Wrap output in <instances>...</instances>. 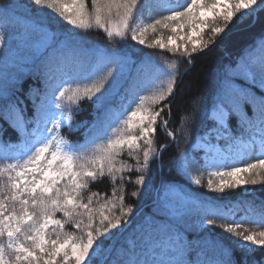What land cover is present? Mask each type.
Returning <instances> with one entry per match:
<instances>
[{
  "label": "snow or ice",
  "instance_id": "snow-or-ice-1",
  "mask_svg": "<svg viewBox=\"0 0 264 264\" xmlns=\"http://www.w3.org/2000/svg\"><path fill=\"white\" fill-rule=\"evenodd\" d=\"M29 2L49 10L74 30L100 29L109 42L125 41L130 36L135 44L179 53L189 64L195 54L211 50L238 23L264 8V0H183L176 7L162 4L166 14L140 23L138 13L143 0H90V4L89 0ZM14 7L11 0L0 5V120L18 137L15 144L3 142L0 130V143L4 146L0 152V264H191L181 258L186 245L180 243L176 226L170 222L156 225L147 222L148 239L151 240L153 232L165 237L150 245V261L140 258L135 239H129L130 246L126 249L114 250L111 244H106L113 230L120 232L122 226L133 222L139 201L152 188L151 164L159 156L153 147L155 134L158 124L164 127L168 124L163 113L167 108L170 115L171 105L165 101L176 90L175 63L168 65L170 78L165 91L154 92L150 104H145V96L134 93V98L139 97L138 102L132 101L135 107L125 109L111 123L104 122L103 130L90 141L94 144L91 152H81L58 137L62 122L70 121L71 114L80 111L79 103L84 99L98 112L103 110L106 115L111 111L115 97L124 87L120 65L106 72L79 64L68 68L80 50L74 43L75 36L70 34L56 45V32L42 21L10 15ZM13 23H23L22 39L27 40L33 34L41 37L27 61L30 68L23 67L13 54L4 55L7 47L4 33ZM160 30L173 35L166 41L161 36L147 42L150 33ZM190 33L196 34L195 39ZM255 45L249 46L251 51L245 50L235 67L226 69L210 107L203 110L206 123L200 139L204 141L205 163L196 169L200 176L192 177V182L210 192L264 186V35L257 38ZM256 51L259 55L253 54ZM103 59L111 63V58ZM10 68L16 70L11 80ZM54 68L59 77L53 85L49 81ZM26 76L43 79L46 89L41 92L30 85L25 93ZM167 135L174 137L172 132ZM97 140L100 142L96 143ZM125 151L136 161L135 171L140 175L135 180L124 176L133 169L127 161L118 159ZM254 151L257 158L246 162ZM105 176L113 185L111 194L91 192L90 184ZM128 183L137 186L130 194L137 198L135 204H126ZM172 215H194L201 229L215 226L237 238L232 241L234 249L222 241H211L219 255L200 264H249L247 256L254 251L253 246L264 247V205L253 221L256 230L252 231L243 223L247 216L237 220L230 207L211 198L182 195L181 211L174 209ZM69 225L74 231L66 230ZM140 227L143 230V224ZM234 250L243 254L239 260L233 258Z\"/></svg>",
  "mask_w": 264,
  "mask_h": 264
},
{
  "label": "trees",
  "instance_id": "trees-1",
  "mask_svg": "<svg viewBox=\"0 0 264 264\" xmlns=\"http://www.w3.org/2000/svg\"><path fill=\"white\" fill-rule=\"evenodd\" d=\"M15 7L11 10L10 15L18 16L22 20L42 21L54 32H56L55 44L59 45L66 36L73 34L74 43L78 44L79 51L75 53L68 68H73L77 64L91 70V61L97 60L90 52H102L107 55L120 57L118 63L111 60V63L105 62L98 71L106 72L108 68H116V65L123 64L128 72L121 73V88L119 95L114 99L111 105V111H97L93 105L84 99L79 103L80 111L71 114V120L68 124H62L58 137H62L67 143L73 145L81 152H91L94 144H91L95 136L103 130L104 122L111 123L116 117L123 112L125 104L128 110L135 107L134 99L138 102L139 97L134 98V93H139L146 97L145 104L151 103L154 92L165 91L169 78L163 74L155 72V67L168 68L169 64L175 63L176 68V90L173 96H170L165 103H170L169 110L165 108L163 118L168 119V124L164 127L158 124L155 134L154 149L159 156L151 164L152 188L139 201V211L133 222L122 226L120 232L113 230V236L106 241L111 244L114 250L128 248L129 239H135L138 243L137 252L141 259H152L150 245L153 241L163 239L161 235L153 232L151 240L148 239L149 231L148 221L153 225L161 222H170L175 224L176 231L180 236V243L186 245L184 254L181 257L190 261L191 264H200L201 261L208 258H216L219 254L214 251L211 241H222L226 246L234 249L232 241L235 237H229L222 232L219 227L206 226L201 229L197 224V217L192 215L173 216L172 211H181V196H193L200 199L211 198L212 200L227 205L232 209L237 220L247 216L243 221L250 231L256 230L253 223L258 218L260 206L264 205V186L248 185L247 190L241 189L226 190L224 193L210 192L204 186L195 185L192 177L200 176L196 169L203 167V152L194 149V143L200 139L205 131V119L203 110L210 107L214 97L218 82L226 69L231 66L235 67L238 59L245 54V50L251 51L249 46L255 48V42L258 37L264 35V8H259L248 16L242 23H238L233 30L220 43L212 47L211 50L195 54L192 57V63L189 64L187 59L179 55L170 54L166 50L159 48H148L135 44L131 41L130 36L125 41L113 40L109 42L107 35L100 29L93 28L87 32L74 30L71 26L63 24L58 17L51 14L47 9H39L37 6L30 4L29 0H11ZM9 3V0H0V5ZM176 7L181 5L182 1L173 0H143V6L138 13V22L144 20L150 22L151 19L158 18L166 14L161 5ZM90 4V0H89ZM25 31L23 23L10 24L8 30L4 33L6 49L4 55H15L23 67L30 68L31 64L27 61L32 55L34 47L40 43L41 37L33 34L29 39H22ZM172 35L168 30H160L156 34H149L146 39L151 42L154 39ZM51 48L48 49L50 53ZM258 52V51H257ZM259 55V52L257 53ZM122 61V62H121ZM68 68L65 70L67 71ZM9 80L15 69H9ZM59 73L53 69V78L49 84H55ZM38 88L43 92L46 85L43 79L26 76L23 82V90L26 93L29 86ZM135 85L131 88L129 86ZM128 88V91H125ZM22 98L23 94H21ZM132 102V103H130ZM29 105V115H31V101ZM67 117L68 113H64ZM0 130L3 131V142L11 141L17 143V133L8 126L7 123L0 120ZM111 132V128L108 129ZM172 132L173 136L167 135ZM100 141H96L99 143ZM223 144L224 142L221 141ZM166 147L161 150V146ZM4 146L0 143V152ZM140 159H143V153H139ZM257 158V152H253L246 162H253ZM121 161H127L133 169L131 172H125V177H131L132 180L140 175L135 171L136 161L131 159L128 152L125 151L119 158ZM120 167V164L116 165ZM185 166L188 174L185 175ZM208 179L207 173L204 174V181ZM119 185V181H117ZM126 187V204H135L136 199L130 194L136 189V185L128 183ZM113 185L109 177L105 176L98 179L95 183L90 184L91 192H103L109 195L112 192ZM249 208L252 210L249 211ZM57 218H61L57 214ZM219 223V222H218ZM143 224V230L140 225ZM67 231H74L69 225ZM79 235V233H77ZM143 236V239L141 237ZM254 247V251L248 254L249 264H264V247ZM243 254L234 250L232 256L239 260ZM226 258V257H221Z\"/></svg>",
  "mask_w": 264,
  "mask_h": 264
},
{
  "label": "rangeland",
  "instance_id": "rangeland-1",
  "mask_svg": "<svg viewBox=\"0 0 264 264\" xmlns=\"http://www.w3.org/2000/svg\"><path fill=\"white\" fill-rule=\"evenodd\" d=\"M173 1H175V2H177V1H180V0H173ZM182 1V3H183V0H181ZM181 3V4H182ZM175 7V6H174ZM140 23H143V22H146V21H144V20H140L139 21ZM187 31V30H186ZM172 35H173V33H172ZM182 35H183V33H182ZM190 35L193 37V39H195V37H196V34L195 33H190ZM177 44L178 43H181V41H179V40H176L175 41ZM188 47H191V44H188L187 45ZM258 52L256 51V52H254L253 54H255V55H258L257 54ZM89 55H93L94 57H96L97 58V60H93V63L91 62V61H89V63H91V69L92 68H96L97 70L98 69H100L101 68V65L103 64V63H105L106 61L103 59V57H109V58H111V60H116V62L118 63V60H119V58L120 57H117V56H114V55H107V54H105V53H102V52H90L89 53ZM183 59H186V58H183ZM122 62V61H121ZM120 65V68H119V71L120 72H128V70H127V68H125L124 66H123V64H119ZM155 69V72L156 73H158V74H163L164 76H166V77H168V78H170L169 77V75H168V72H169V69H167V68H162V67H155L154 68ZM125 109H128V107H127V105L125 104V106H124V108H123V110H125ZM69 122V120H67V119H65L64 121H63V123H68ZM49 127H51V124L49 125ZM221 145L223 146V144L221 143ZM193 148L194 149H198V150H201L202 152H203V155H202V160H203V165H204V163H205V159H204V157H205V148H204V141L203 140H201V139H198V140H196L195 141V143H194V146H193Z\"/></svg>",
  "mask_w": 264,
  "mask_h": 264
}]
</instances>
